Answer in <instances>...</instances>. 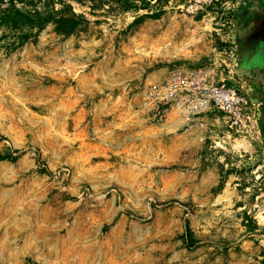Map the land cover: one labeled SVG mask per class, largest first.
<instances>
[{"label": "rangeland", "instance_id": "rangeland-1", "mask_svg": "<svg viewBox=\"0 0 264 264\" xmlns=\"http://www.w3.org/2000/svg\"><path fill=\"white\" fill-rule=\"evenodd\" d=\"M66 5L88 21L70 35L0 18V264H264V146L238 150L209 120L142 109L151 82L223 59V25L264 18V0L0 11Z\"/></svg>", "mask_w": 264, "mask_h": 264}, {"label": "built area", "instance_id": "built-area-1", "mask_svg": "<svg viewBox=\"0 0 264 264\" xmlns=\"http://www.w3.org/2000/svg\"><path fill=\"white\" fill-rule=\"evenodd\" d=\"M226 23L223 59L203 68L177 67L163 82H151L142 92V109L161 123L173 111L186 124L206 117L215 128L212 132L224 140L263 147L264 103L250 97V85L240 71L237 25L233 18Z\"/></svg>", "mask_w": 264, "mask_h": 264}, {"label": "trees", "instance_id": "trees-1", "mask_svg": "<svg viewBox=\"0 0 264 264\" xmlns=\"http://www.w3.org/2000/svg\"><path fill=\"white\" fill-rule=\"evenodd\" d=\"M81 5H89L90 14L92 16H108L115 15L119 16L120 14H124L127 12H140L146 11L151 12L154 3H159L161 0H75ZM229 1V0H226ZM237 1V0H232ZM163 9L158 13L152 14L155 17H160L163 14ZM0 18L6 25L15 26H39L40 28L45 27L50 23H55L56 29L58 32L70 35L72 34L77 25L78 20H83L84 22H88L85 20V15L77 14L71 5L64 6L63 9L50 12L41 16L37 19H34L30 14H26L19 9H5L0 11ZM148 15H144L145 17ZM141 17V18H142ZM252 18V16H251ZM241 56L244 55L242 60L244 62L249 63L248 58L250 57V53L243 48H241ZM253 57V56H252ZM251 57V59H252ZM264 68V66H263ZM245 70V69H244ZM246 71V70H245ZM14 153H19L14 152ZM18 156H13V154H8L2 157V160L16 161Z\"/></svg>", "mask_w": 264, "mask_h": 264}, {"label": "crops", "instance_id": "crops-1", "mask_svg": "<svg viewBox=\"0 0 264 264\" xmlns=\"http://www.w3.org/2000/svg\"><path fill=\"white\" fill-rule=\"evenodd\" d=\"M238 19L241 21L239 23V30H237L238 36L242 40L241 48H243V50L246 49L253 55L252 61L245 70L253 69L254 67L260 68V70L256 72H243L242 75L244 78L249 79L250 84H252L248 89L252 91L251 93L249 92L251 99L264 103V18ZM242 20H244V22H242ZM243 58L244 55H242V60ZM176 114L179 116L176 111H173L171 115L173 116ZM201 120L205 121L207 118L204 117Z\"/></svg>", "mask_w": 264, "mask_h": 264}, {"label": "bare ground", "instance_id": "bare-ground-1", "mask_svg": "<svg viewBox=\"0 0 264 264\" xmlns=\"http://www.w3.org/2000/svg\"><path fill=\"white\" fill-rule=\"evenodd\" d=\"M237 148H238V150H246V151H248V150H250L252 147H250V146L247 145V144H239V145H237Z\"/></svg>", "mask_w": 264, "mask_h": 264}, {"label": "flooded vegetation", "instance_id": "flooded-vegetation-1", "mask_svg": "<svg viewBox=\"0 0 264 264\" xmlns=\"http://www.w3.org/2000/svg\"><path fill=\"white\" fill-rule=\"evenodd\" d=\"M253 55H250V57L248 58V61H249V63L252 61V59H251V57H252ZM246 66V65H245ZM258 70H260V68H258V67H254L253 69H248V70H246V72H256V71H258Z\"/></svg>", "mask_w": 264, "mask_h": 264}, {"label": "water", "instance_id": "water-1", "mask_svg": "<svg viewBox=\"0 0 264 264\" xmlns=\"http://www.w3.org/2000/svg\"><path fill=\"white\" fill-rule=\"evenodd\" d=\"M246 65V66H245ZM249 65V63L247 62H244L243 64H241L240 66V71L243 73V72H246L244 69L247 68V66Z\"/></svg>", "mask_w": 264, "mask_h": 264}]
</instances>
